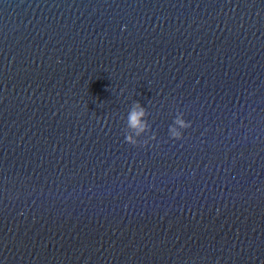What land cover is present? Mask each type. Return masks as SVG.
<instances>
[{
  "label": "water",
  "instance_id": "1",
  "mask_svg": "<svg viewBox=\"0 0 264 264\" xmlns=\"http://www.w3.org/2000/svg\"><path fill=\"white\" fill-rule=\"evenodd\" d=\"M0 264H264V0H0Z\"/></svg>",
  "mask_w": 264,
  "mask_h": 264
},
{
  "label": "clouds",
  "instance_id": "2",
  "mask_svg": "<svg viewBox=\"0 0 264 264\" xmlns=\"http://www.w3.org/2000/svg\"><path fill=\"white\" fill-rule=\"evenodd\" d=\"M191 126L190 121L184 119L182 112H177L167 128V135L169 139L173 141L182 140L184 131ZM150 125L147 121V113L145 108L140 105L139 102L134 101L129 107L125 121L124 141L127 144L136 146L139 143L138 138L141 136H148V140H154L155 133L148 135ZM148 140L143 141L147 143ZM143 146V144H141Z\"/></svg>",
  "mask_w": 264,
  "mask_h": 264
}]
</instances>
